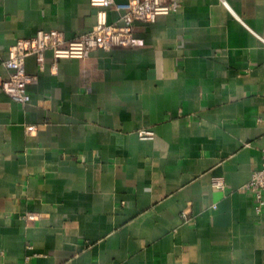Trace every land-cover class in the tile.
<instances>
[{
  "label": "crops",
  "instance_id": "0c3cea01",
  "mask_svg": "<svg viewBox=\"0 0 264 264\" xmlns=\"http://www.w3.org/2000/svg\"><path fill=\"white\" fill-rule=\"evenodd\" d=\"M96 11L0 0V65L39 31H91ZM134 31L136 48L29 57L27 106L0 88V264H264L244 190L263 166L264 0H186Z\"/></svg>",
  "mask_w": 264,
  "mask_h": 264
},
{
  "label": "built area",
  "instance_id": "2783aa9c",
  "mask_svg": "<svg viewBox=\"0 0 264 264\" xmlns=\"http://www.w3.org/2000/svg\"><path fill=\"white\" fill-rule=\"evenodd\" d=\"M97 9L96 24L93 29L75 39L67 40L58 30L39 31L33 37L19 39L9 50L8 59L0 65V88L13 101L27 106L31 102L29 85L36 81L27 72L26 60L34 56L39 65L45 62L47 52H52L56 61L62 59L84 60L95 50L110 51L119 47L136 48L142 41L135 37L137 21L154 23L160 16H168L181 10L186 0H90ZM117 12L118 19L110 21L109 13ZM56 66H54L55 68ZM1 68L7 73L4 76ZM31 129H35L33 126ZM142 140L153 139L154 133L141 130ZM263 166L256 170L244 190L251 193L256 202L257 212L264 209V148ZM222 189L223 182H215ZM188 220V213H183Z\"/></svg>",
  "mask_w": 264,
  "mask_h": 264
}]
</instances>
